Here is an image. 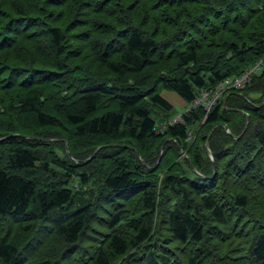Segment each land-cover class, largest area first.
<instances>
[{
  "label": "trees",
  "instance_id": "1",
  "mask_svg": "<svg viewBox=\"0 0 264 264\" xmlns=\"http://www.w3.org/2000/svg\"><path fill=\"white\" fill-rule=\"evenodd\" d=\"M0 264H264V0H0Z\"/></svg>",
  "mask_w": 264,
  "mask_h": 264
},
{
  "label": "built area",
  "instance_id": "2",
  "mask_svg": "<svg viewBox=\"0 0 264 264\" xmlns=\"http://www.w3.org/2000/svg\"><path fill=\"white\" fill-rule=\"evenodd\" d=\"M258 71V65L252 69L244 72L243 75L233 79H226L221 82L213 91H205L202 90L199 92L198 97L189 104L186 112H190L195 110L198 107H201L205 110V112H209L210 109L214 106V104L220 99L223 93L229 89H242L246 83L249 81V77L253 72ZM182 122V115L175 117L168 121L167 125H173ZM165 126L158 124L157 132L161 133ZM188 140L191 138L190 133L188 134Z\"/></svg>",
  "mask_w": 264,
  "mask_h": 264
},
{
  "label": "rangeland",
  "instance_id": "3",
  "mask_svg": "<svg viewBox=\"0 0 264 264\" xmlns=\"http://www.w3.org/2000/svg\"><path fill=\"white\" fill-rule=\"evenodd\" d=\"M160 96L172 105V119L187 113L189 104L181 99L177 94L162 90Z\"/></svg>",
  "mask_w": 264,
  "mask_h": 264
},
{
  "label": "water",
  "instance_id": "4",
  "mask_svg": "<svg viewBox=\"0 0 264 264\" xmlns=\"http://www.w3.org/2000/svg\"><path fill=\"white\" fill-rule=\"evenodd\" d=\"M247 122H248V118H247V121H246V125H247ZM224 128L226 129V127L224 126Z\"/></svg>",
  "mask_w": 264,
  "mask_h": 264
},
{
  "label": "crops",
  "instance_id": "5",
  "mask_svg": "<svg viewBox=\"0 0 264 264\" xmlns=\"http://www.w3.org/2000/svg\"><path fill=\"white\" fill-rule=\"evenodd\" d=\"M165 100V99H164ZM166 101V100H165ZM169 103V102H168ZM170 104V103H169ZM171 105V104H170ZM172 106V105H171Z\"/></svg>",
  "mask_w": 264,
  "mask_h": 264
}]
</instances>
